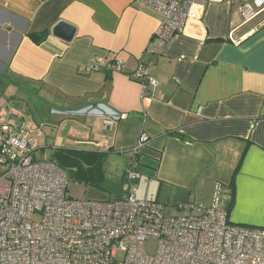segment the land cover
<instances>
[{
  "label": "crops",
  "instance_id": "crops-1",
  "mask_svg": "<svg viewBox=\"0 0 264 264\" xmlns=\"http://www.w3.org/2000/svg\"><path fill=\"white\" fill-rule=\"evenodd\" d=\"M239 7L209 2L159 43L161 15L144 0H0V125L25 121L40 158L104 155L102 179L90 185L105 195L99 201L126 193L129 157L145 134L138 199L169 216L198 215L219 187L231 222L264 227V10L244 22ZM58 21L76 28L70 42L52 35ZM45 30L40 43L28 36ZM95 57L124 67L83 70ZM139 64L158 81L146 95L131 78Z\"/></svg>",
  "mask_w": 264,
  "mask_h": 264
},
{
  "label": "built area",
  "instance_id": "built-area-1",
  "mask_svg": "<svg viewBox=\"0 0 264 264\" xmlns=\"http://www.w3.org/2000/svg\"><path fill=\"white\" fill-rule=\"evenodd\" d=\"M219 1L231 0H144L161 15L153 38L162 43L181 33L207 3ZM239 1L244 22L264 10V0ZM101 67L120 72L124 64L95 57L83 70ZM131 78L145 95L158 85L141 64ZM29 134L25 121L0 125V264H264V227L231 222L219 207V187L209 205H198V215L169 216L162 203L136 197L145 134L129 157L126 193L106 201L69 198L66 172L35 155ZM150 238L152 253L145 249Z\"/></svg>",
  "mask_w": 264,
  "mask_h": 264
},
{
  "label": "trees",
  "instance_id": "trees-1",
  "mask_svg": "<svg viewBox=\"0 0 264 264\" xmlns=\"http://www.w3.org/2000/svg\"><path fill=\"white\" fill-rule=\"evenodd\" d=\"M28 36L35 42L40 43L44 41L48 32L41 31L36 33H29ZM94 155L91 153H80L77 151L62 152L55 151L52 158L67 174L68 178H73L77 182L87 185L97 186L102 179L100 171V163L104 155H98V161H94Z\"/></svg>",
  "mask_w": 264,
  "mask_h": 264
},
{
  "label": "rangeland",
  "instance_id": "rangeland-1",
  "mask_svg": "<svg viewBox=\"0 0 264 264\" xmlns=\"http://www.w3.org/2000/svg\"><path fill=\"white\" fill-rule=\"evenodd\" d=\"M49 133L52 134L50 129L45 128L46 136H49L50 135ZM44 140H45V136L44 138L39 139L41 145L44 143ZM48 142H49L48 144H50V140H48ZM66 192L69 198L75 200H105V195L101 192V190L97 189V187L85 185L84 183L77 182L73 178H69ZM155 245H156V241L153 238L148 239L145 242L146 251L152 253L155 249Z\"/></svg>",
  "mask_w": 264,
  "mask_h": 264
},
{
  "label": "water",
  "instance_id": "water-1",
  "mask_svg": "<svg viewBox=\"0 0 264 264\" xmlns=\"http://www.w3.org/2000/svg\"><path fill=\"white\" fill-rule=\"evenodd\" d=\"M51 33L65 42H70L76 33V28L65 21H58L52 27Z\"/></svg>",
  "mask_w": 264,
  "mask_h": 264
}]
</instances>
